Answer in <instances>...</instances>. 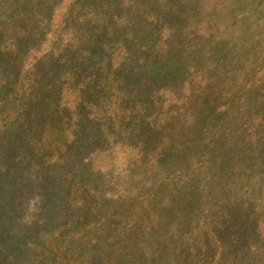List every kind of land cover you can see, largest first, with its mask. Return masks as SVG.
<instances>
[{
  "label": "rangeland",
  "instance_id": "rangeland-1",
  "mask_svg": "<svg viewBox=\"0 0 264 264\" xmlns=\"http://www.w3.org/2000/svg\"><path fill=\"white\" fill-rule=\"evenodd\" d=\"M0 49L17 70L10 88L0 70V141L32 120L20 170L68 166L81 145L117 217L134 211L111 239L223 264L211 225L231 213L240 231L239 206H264V0H0Z\"/></svg>",
  "mask_w": 264,
  "mask_h": 264
},
{
  "label": "trees",
  "instance_id": "trees-1",
  "mask_svg": "<svg viewBox=\"0 0 264 264\" xmlns=\"http://www.w3.org/2000/svg\"><path fill=\"white\" fill-rule=\"evenodd\" d=\"M3 54L0 49V70L10 88L17 70ZM25 116L23 112L6 120V134L0 141V264H161L165 257L170 258L162 236L152 242L156 250L147 244L149 240H137V256L132 255L129 242L110 238L109 228L126 226L133 220L134 211L128 205V216L117 217L116 210L126 204L115 206L111 200L113 189L102 187L104 182L100 185L93 171L84 167L81 145L70 165L62 163L53 169L62 172V177L73 172L72 184L59 176L53 178V170L48 172V167L20 170L19 165L28 156L37 158L31 148V133L27 132L32 120H22ZM17 135L20 141L16 144L12 138ZM98 209H103V215L93 217ZM239 209L243 217L240 231L231 224V213H222L220 220L211 225L210 235L217 243L215 252L223 264H232L239 253L244 256L240 264H264L262 201L251 196ZM200 244L194 240L190 258Z\"/></svg>",
  "mask_w": 264,
  "mask_h": 264
}]
</instances>
